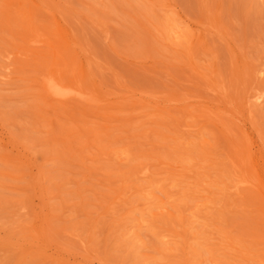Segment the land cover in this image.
<instances>
[{"label":"rangeland","instance_id":"374dc122","mask_svg":"<svg viewBox=\"0 0 264 264\" xmlns=\"http://www.w3.org/2000/svg\"><path fill=\"white\" fill-rule=\"evenodd\" d=\"M0 264H264V0H0Z\"/></svg>","mask_w":264,"mask_h":264},{"label":"bare ground","instance_id":"6f19581e","mask_svg":"<svg viewBox=\"0 0 264 264\" xmlns=\"http://www.w3.org/2000/svg\"><path fill=\"white\" fill-rule=\"evenodd\" d=\"M54 57L55 58L57 57L56 53H54ZM46 86H47L46 87L47 91H49L50 93L55 94V95H59V93L61 94V92L58 90V85L56 84V82H50Z\"/></svg>","mask_w":264,"mask_h":264}]
</instances>
